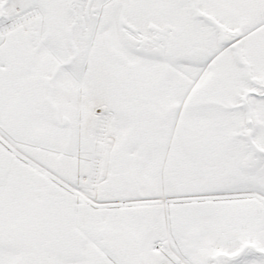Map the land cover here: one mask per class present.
I'll return each mask as SVG.
<instances>
[{
    "label": "snow or ice",
    "instance_id": "obj_1",
    "mask_svg": "<svg viewBox=\"0 0 264 264\" xmlns=\"http://www.w3.org/2000/svg\"><path fill=\"white\" fill-rule=\"evenodd\" d=\"M0 264H264V0H0Z\"/></svg>",
    "mask_w": 264,
    "mask_h": 264
}]
</instances>
